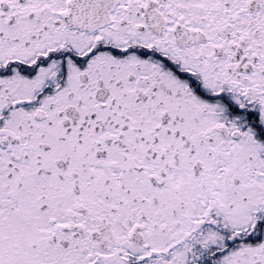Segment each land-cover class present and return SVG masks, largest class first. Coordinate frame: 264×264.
I'll use <instances>...</instances> for the list:
<instances>
[{
	"label": "snow or ice",
	"instance_id": "1",
	"mask_svg": "<svg viewBox=\"0 0 264 264\" xmlns=\"http://www.w3.org/2000/svg\"><path fill=\"white\" fill-rule=\"evenodd\" d=\"M0 264H264V0H0Z\"/></svg>",
	"mask_w": 264,
	"mask_h": 264
}]
</instances>
